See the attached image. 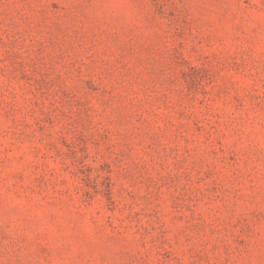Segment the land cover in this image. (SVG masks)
Returning <instances> with one entry per match:
<instances>
[{"label": "rangeland", "instance_id": "374dc122", "mask_svg": "<svg viewBox=\"0 0 264 264\" xmlns=\"http://www.w3.org/2000/svg\"><path fill=\"white\" fill-rule=\"evenodd\" d=\"M0 264H264V0H0Z\"/></svg>", "mask_w": 264, "mask_h": 264}]
</instances>
